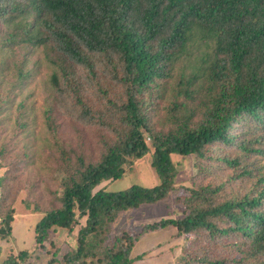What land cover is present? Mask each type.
I'll return each mask as SVG.
<instances>
[{"label":"trees","instance_id":"1","mask_svg":"<svg viewBox=\"0 0 264 264\" xmlns=\"http://www.w3.org/2000/svg\"><path fill=\"white\" fill-rule=\"evenodd\" d=\"M21 48L41 50L53 99L69 96L78 119L111 133L97 161L78 156L72 163L45 114L65 172L59 207L35 225L38 247L50 230L77 225L64 264H134L139 237L172 227L187 244L178 264H264V171L247 161L262 153L250 136L264 128V0H0V113L11 100L18 99V111L26 108L20 97L33 70L19 67L26 61L25 54L14 57ZM181 59L187 67L168 82ZM167 92L168 127L155 129L153 100ZM147 153L157 185L94 191ZM174 155L197 160L199 178L189 187L175 185ZM171 193L181 216L138 234L120 230L107 242L119 213ZM11 220L10 211L0 237L11 232ZM29 257L22 250L0 264Z\"/></svg>","mask_w":264,"mask_h":264},{"label":"rangeland","instance_id":"2","mask_svg":"<svg viewBox=\"0 0 264 264\" xmlns=\"http://www.w3.org/2000/svg\"><path fill=\"white\" fill-rule=\"evenodd\" d=\"M23 54L26 61L19 64V67L33 70L20 97L26 98L25 111L20 112L15 108L17 99L11 100L10 103L13 105H8L0 113V229L5 228L3 223L5 216L10 211L12 214L11 232L4 238L0 237V263L7 257L26 250L30 253V257L25 264H64L63 255L75 245L77 225L72 229L50 230L44 249L38 247L34 240V228L38 221L47 211L59 207L57 199L62 190L61 177L65 172V169L60 167L62 159L53 141L52 131L55 129L58 132L59 143L68 152L72 163L78 156L92 162L97 161L102 152L103 141L110 140L111 133L86 120L78 119L71 111L69 96L53 99L50 85L47 83L51 66L41 61L43 55L40 49L31 53L29 49L21 48L15 52L14 57L20 60L19 57ZM185 60L181 59L177 62L172 78L170 77L168 82L176 79L177 68L187 67ZM100 66L96 68L97 72L101 69ZM87 97L92 99L90 95ZM169 98L170 93L167 92L164 99L153 100L155 108L150 114L154 115L151 124H155V129L168 127L163 109ZM200 101L201 98L196 97L192 106L198 107ZM92 104L96 108L100 106L94 102ZM48 111L55 123L54 129H51L45 121V114ZM22 123L25 127L20 126ZM256 127L257 132L250 137L257 138L262 153L247 161L250 164L254 162L264 171V128L261 124ZM146 143L150 144L147 137ZM172 161L177 169L176 187H189L193 181H197L199 176H197L195 166L197 160L194 156L180 158L174 155ZM150 162L151 154L147 153L127 168L121 178L102 182L94 191L101 188L117 191L132 184L146 188L157 185L159 179ZM203 162L208 171L213 167L207 161ZM207 181L210 179H205V182ZM175 196L176 193H171L166 199L155 204H144L137 209L119 213L111 228L113 232L108 234L107 242L110 243V238L120 230L138 234L141 227L152 222L181 216L183 207L176 203ZM186 245L185 238L177 236L176 230L172 227L147 232L139 237L132 248L131 257L141 256V259L134 264H178ZM54 252L57 254L54 255ZM88 264L98 263L94 260Z\"/></svg>","mask_w":264,"mask_h":264}]
</instances>
